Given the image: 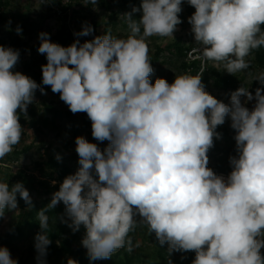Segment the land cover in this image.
Masks as SVG:
<instances>
[{
  "label": "clouds",
  "instance_id": "9594fccd",
  "mask_svg": "<svg viewBox=\"0 0 264 264\" xmlns=\"http://www.w3.org/2000/svg\"><path fill=\"white\" fill-rule=\"evenodd\" d=\"M187 2L195 8L188 18L195 58L222 63L232 75L249 69L246 57L264 47V0ZM181 4L142 0L139 8L122 14L130 30L126 39L109 30L64 47L39 33L38 52L47 60L41 66L42 84L59 93L73 114L86 113L93 138L109 143L101 151L84 136L76 137L80 167L38 213L37 264H46L52 243L47 212L60 202L69 227L86 229L81 244L90 264L121 248L131 252L139 247L129 233L140 225L155 233L161 246L168 245L169 256L194 251L192 264H264V71L254 78L262 86L254 95L242 86L230 93V104L205 91L204 68L195 76H176L171 84L164 78L153 84L146 39H174ZM136 12H142L138 20ZM93 31L85 23L74 35ZM19 57V50L0 45V160L20 143V116L27 117L36 90L46 94L31 77L13 71ZM253 100V107H246ZM226 117L236 133L227 179L208 167L207 155ZM17 195L32 207L22 182H0V217L17 209ZM0 264H18L7 247H0ZM67 264L78 262L70 258Z\"/></svg>",
  "mask_w": 264,
  "mask_h": 264
},
{
  "label": "trees",
  "instance_id": "16d2710c",
  "mask_svg": "<svg viewBox=\"0 0 264 264\" xmlns=\"http://www.w3.org/2000/svg\"><path fill=\"white\" fill-rule=\"evenodd\" d=\"M51 1L54 4V9H50L47 6L45 10L56 14V17L62 22L54 36L53 42L64 47L71 45L76 39L84 43L85 37L80 36L74 38L66 24L69 16L73 17L79 12L75 8H72L75 0H69L71 2L70 4H65V0L61 2L58 0ZM85 1L88 11L98 8L101 10L97 16L103 17L102 21L105 33L110 30L114 37L125 39L130 34V30L122 14L130 12L133 7L139 8L142 2V0H97L96 4H92L90 0ZM6 7H8V2L6 0H0V20L4 18L3 13ZM181 8L182 11L178 15L182 22L177 25V28H182L183 30L190 29L191 25L188 22V18L195 12V8L187 0H182ZM141 15L142 12H136L133 14V18L138 20ZM120 26L125 34L116 33ZM96 27L97 24L94 25L93 29L95 30ZM262 29H264V25H262ZM23 33L26 34V31H23ZM23 37L24 35L5 30L0 25V45L19 50L20 53L19 61L14 66L13 71H19L31 77L40 87L44 88L46 94L59 95V93H53L50 86L42 84L41 66L47 63L46 55L38 57L35 53L38 48L32 49L30 43L24 41ZM164 38L166 37H157L158 40H163ZM194 47H196L195 41L192 39L186 41L181 33L172 44L163 47L156 46L154 53L150 56L151 66L154 70L150 76L151 82L154 84L157 78H164L171 84L176 76L182 74L195 76L204 68L205 71L202 73L201 78L205 86V91L226 104H230V100L224 99L223 95L230 97L231 92L242 86L248 88L253 95L255 94L256 88L262 87L254 78L260 72L264 71V47L252 50L249 56L246 57L250 63L249 69L238 72L235 75L228 74L224 71L222 63L221 67H216V63L213 61L204 62L201 59L195 58L198 54L192 53ZM29 52L31 53L28 55ZM190 53L192 54L190 55ZM247 75H250V81ZM37 90L40 91L39 89ZM67 108L69 107L67 106ZM40 112L43 113L41 117L38 115ZM27 115L29 116L27 118L22 114L20 116L22 127L29 128L38 135H43L44 126L62 121L65 117L73 122L72 119L75 114L71 111H64L55 107L52 102H43L42 107H39L33 101L32 104L28 105ZM228 119L229 117H226L225 123L217 126L215 131L220 133L221 137L219 139L214 137V146L207 153L209 158L208 167L216 174L227 176L232 171L229 163V157L232 154L230 152L231 149H229L231 145L229 136L230 131L233 130ZM89 128H91V121L86 113L82 114L81 122H73V132L77 137ZM98 142L101 151L109 143L108 141ZM44 146L45 143L42 142L41 148L43 149ZM31 150L32 147H26L21 151H15L13 154L14 160L28 154ZM4 165L5 161L3 159L0 160V182H7L9 185L22 182L30 195L35 194L37 196L36 199H32V207L30 208L17 195L18 213H16V209L5 211V214L10 215L13 220L11 223L12 232L8 238L14 242L29 238L31 252H36L34 247L35 236L41 231L38 213L50 203L52 193L59 190V186L64 178L68 175L75 174L77 169L64 158L58 161L54 155H49L45 160L36 162L33 171L20 169L14 174L9 169H4ZM53 180L56 181L55 185L51 183ZM65 213L66 210L63 202H60L55 208L47 212L49 223L47 234L52 243L48 246L45 258L54 264H67L70 258L77 261L78 264H90L87 250L81 244L86 229L81 225L79 230L74 232L69 227L70 220L65 216ZM2 218L3 216L0 217V221ZM141 227L149 233L147 226H137L134 231L129 233V237L132 239L134 245L138 238L137 230ZM147 241L156 245L155 251L150 258L140 254L136 250L138 247H134L131 252L127 251L126 248H121L113 253L111 258L92 261L91 264H168L169 259L172 261V264H192V261L195 259V252L187 251V259L175 260L172 254L171 256L168 255L167 247L159 244L155 233H149ZM261 254L264 256V248L261 249ZM23 264L27 263L24 262Z\"/></svg>",
  "mask_w": 264,
  "mask_h": 264
},
{
  "label": "rangeland",
  "instance_id": "374dc122",
  "mask_svg": "<svg viewBox=\"0 0 264 264\" xmlns=\"http://www.w3.org/2000/svg\"><path fill=\"white\" fill-rule=\"evenodd\" d=\"M8 2V7L4 9L3 20H0V25L5 29L12 32H16V29L19 27L22 30L21 35H24V41L30 43V47L32 49H36L39 47L41 41L39 39V33L46 32L49 34L50 41H54V36L56 32L59 30L61 26V21L56 17V14L52 12L46 11V8H42L36 2V0H6ZM72 8H75L79 12L67 19L66 24L71 32L72 36L76 38L77 36L74 33H77L82 30V26L87 23L92 27L97 24L96 29L89 36H84L85 41L92 40L95 36H100L105 33L104 24L102 21L103 17L97 16L101 11L98 9H93L88 11L86 7L85 0H75L73 2ZM92 13V15H90ZM97 16V17H96ZM11 21V23H9ZM26 31V34L23 33ZM116 33H124L122 27L120 26L117 29ZM126 33H128L126 31ZM183 34L186 41L194 40V35L191 32V28L183 30L182 28H177V30L173 33L174 39L172 37H166L163 40H158V36H151L146 39V42L149 47V58L154 53L156 46H168L174 42L176 37L179 34ZM31 52L28 53V55ZM36 55L42 56L44 54H40L38 49L36 50ZM222 64H217L216 67H221ZM250 81V75L248 76ZM224 99L230 100V97L223 95ZM246 98H241L242 102ZM34 102H36L39 107H42L43 102L54 103L55 107L62 109L64 111L69 110L64 102L60 99V95L58 94H41L40 91L36 90L34 95ZM255 104V100L250 101L246 104V107L251 109ZM82 114L76 113L72 119V121L81 122ZM39 117L43 115V113H38ZM27 117H29L27 115ZM26 117V118H27ZM229 123H231V119H228ZM73 122L70 119L65 117L62 121H58L54 124H49L48 126H44L43 135H38L33 130L23 127V135L20 143L13 147V151L9 153L7 156L3 158L5 161L4 169H9L10 172L14 174L17 173L20 169H25L27 171H33L35 167V163L39 161L45 160L49 155L57 156L59 155L61 158H64L69 164L75 167L77 170L80 167L78 160V154L76 152V144L75 139L76 135L73 132ZM235 130L230 131V143L229 146L232 153L231 156L236 155V142L234 140ZM79 136H84L89 142L95 143L99 146V142L95 140L92 136V128L87 129ZM42 142L45 143L44 148H41ZM225 143V142H224ZM26 147H32V150L23 156H20L18 159L14 160V152L21 151ZM101 149V148H100ZM13 160V161H12ZM4 175V174H3ZM2 175V176H3ZM222 175L227 179V175ZM32 199H36L37 196L35 194L30 195ZM16 213H18V209H16ZM65 216L67 217L66 213ZM68 218V217H67ZM12 218L8 214H4L2 220L0 221V247H7L10 251L12 258L18 261V264H23L26 262L27 264H37L36 256L37 252H31L30 248V239H23L17 241H11L8 236L12 232ZM143 227L138 228L137 230V241L139 243V247L136 249L140 254L145 255L147 258H150L156 248L154 243H150L148 240L149 233L146 231H142ZM135 243V244H136ZM168 248V245L165 244ZM175 260H183L187 259L186 252H173L172 253ZM46 264H54L51 261H48L46 258ZM158 260V258H157Z\"/></svg>",
  "mask_w": 264,
  "mask_h": 264
},
{
  "label": "built area",
  "instance_id": "2783aa9c",
  "mask_svg": "<svg viewBox=\"0 0 264 264\" xmlns=\"http://www.w3.org/2000/svg\"><path fill=\"white\" fill-rule=\"evenodd\" d=\"M59 2L63 0H58ZM36 2L39 4L40 7H47L49 6L50 9H54V4L51 0H36ZM71 2L69 0H65V4H70Z\"/></svg>",
  "mask_w": 264,
  "mask_h": 264
}]
</instances>
